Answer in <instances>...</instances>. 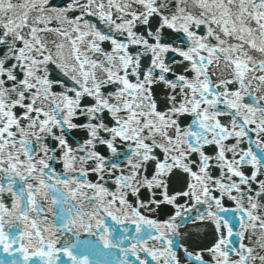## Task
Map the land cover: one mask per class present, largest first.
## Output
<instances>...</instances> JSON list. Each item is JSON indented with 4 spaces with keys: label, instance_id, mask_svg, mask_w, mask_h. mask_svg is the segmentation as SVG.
Masks as SVG:
<instances>
[{
    "label": "snow or ice",
    "instance_id": "obj_1",
    "mask_svg": "<svg viewBox=\"0 0 264 264\" xmlns=\"http://www.w3.org/2000/svg\"><path fill=\"white\" fill-rule=\"evenodd\" d=\"M0 264H264V0H0Z\"/></svg>",
    "mask_w": 264,
    "mask_h": 264
},
{
    "label": "water",
    "instance_id": "obj_2",
    "mask_svg": "<svg viewBox=\"0 0 264 264\" xmlns=\"http://www.w3.org/2000/svg\"><path fill=\"white\" fill-rule=\"evenodd\" d=\"M2 259H5V257H3L2 255H0V260H2Z\"/></svg>",
    "mask_w": 264,
    "mask_h": 264
}]
</instances>
